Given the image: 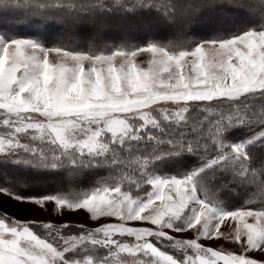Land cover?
Masks as SVG:
<instances>
[{
  "label": "snow or ice",
  "instance_id": "6c2138e0",
  "mask_svg": "<svg viewBox=\"0 0 264 264\" xmlns=\"http://www.w3.org/2000/svg\"><path fill=\"white\" fill-rule=\"evenodd\" d=\"M0 195L98 222L0 213V264H264V0H0Z\"/></svg>",
  "mask_w": 264,
  "mask_h": 264
},
{
  "label": "trees",
  "instance_id": "16d2710c",
  "mask_svg": "<svg viewBox=\"0 0 264 264\" xmlns=\"http://www.w3.org/2000/svg\"><path fill=\"white\" fill-rule=\"evenodd\" d=\"M226 19L229 21V27L231 26V22L235 20L232 16H228ZM236 22L238 23L239 21L237 20ZM125 30L131 37L135 38L137 42H142L147 35H151L152 37L162 41L177 40L181 38V30L176 25L164 22L152 25L150 31L146 29L144 25L139 24L136 21L128 22L125 29H122L119 23H113L110 26H106L103 29V33L109 42H119ZM22 31L30 32L31 30L22 29ZM39 31L42 33L39 38L43 39L47 43L54 41L56 33L52 28L42 27ZM92 31H94L92 25H84L81 29V36L86 37ZM184 33L188 36H202L206 34L199 24L193 25L190 29H184ZM243 134V130H237L234 133V135L237 136ZM9 174H12L11 170L9 171ZM86 185L87 182H85L84 186ZM57 187L58 182L45 174L31 180L27 187L21 188L20 191H22L25 195H42L54 191ZM243 195V193H240L239 195L236 193L224 194V196L230 197V206L232 207L238 206L239 203L243 202Z\"/></svg>",
  "mask_w": 264,
  "mask_h": 264
},
{
  "label": "rangeland",
  "instance_id": "374dc122",
  "mask_svg": "<svg viewBox=\"0 0 264 264\" xmlns=\"http://www.w3.org/2000/svg\"><path fill=\"white\" fill-rule=\"evenodd\" d=\"M143 59V57H141ZM51 205L48 206L49 211H44L38 208H34L28 203H19L11 200L10 198L0 195V213L7 214L8 216L14 217L21 220H51L53 223H64L68 222L73 225L83 224L86 227L92 228L97 226L98 222H93L88 219L87 214L83 211L67 212L61 214H52ZM102 222V221H100ZM209 243V242H206ZM224 243V242H217ZM217 243H213L212 246H217ZM225 247H230L227 243H224Z\"/></svg>",
  "mask_w": 264,
  "mask_h": 264
}]
</instances>
